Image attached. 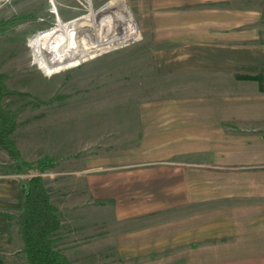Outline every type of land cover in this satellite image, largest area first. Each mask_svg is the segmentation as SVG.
<instances>
[{"label":"crops","instance_id":"0c3cea01","mask_svg":"<svg viewBox=\"0 0 264 264\" xmlns=\"http://www.w3.org/2000/svg\"><path fill=\"white\" fill-rule=\"evenodd\" d=\"M124 1L150 39L160 85L175 78L189 90L145 95L124 167L85 180L115 199L113 260L264 264V11L258 0ZM7 164L0 205L11 206L18 181ZM19 236L0 215V264L19 262L20 248L8 250Z\"/></svg>","mask_w":264,"mask_h":264},{"label":"rangeland","instance_id":"374dc122","mask_svg":"<svg viewBox=\"0 0 264 264\" xmlns=\"http://www.w3.org/2000/svg\"><path fill=\"white\" fill-rule=\"evenodd\" d=\"M60 1L67 11L62 15L57 0H0V73L8 90L0 97V105L15 113L9 136L18 151V156L13 157L0 144V162L8 163L1 168L15 172L18 181L16 205H0V215L8 228L17 226L20 232V184L37 176L56 208L59 227L66 229L69 225V237L64 241L57 231L59 227L50 234L54 247L72 264H121L116 257L113 260L112 252L118 225L115 199L102 193L96 195L85 180L124 167L119 164L128 157L121 156V151H127L129 145L136 144L135 139L142 137L136 131L135 110L144 104L145 95L164 92L173 96L189 89L175 78L162 80L160 85L161 73L153 65L150 39L139 29L124 0L127 12L115 9L108 3L110 0ZM258 2L264 11V0ZM92 11L95 22L83 26L81 33H92V24L100 33H112L118 20L128 13L139 35L74 65L44 73L30 38L55 27L57 17L76 25L90 17ZM116 34L122 36L124 32ZM85 45L82 40L81 48ZM100 160L103 165L98 167ZM169 160L160 161L170 164ZM17 241L20 246H14ZM58 242L64 249L58 247ZM16 247L20 248L19 262L9 264H30L22 251L21 233L8 250ZM96 254L105 260H91Z\"/></svg>","mask_w":264,"mask_h":264},{"label":"trees","instance_id":"16d2710c","mask_svg":"<svg viewBox=\"0 0 264 264\" xmlns=\"http://www.w3.org/2000/svg\"><path fill=\"white\" fill-rule=\"evenodd\" d=\"M8 90L0 73V97ZM15 113L0 105V144L11 156L18 151L9 136ZM18 226L23 239L22 251L30 264H72L67 256L53 245L50 234L60 224L55 206L50 202L45 186L37 176L20 184Z\"/></svg>","mask_w":264,"mask_h":264},{"label":"bare ground","instance_id":"6f19581e","mask_svg":"<svg viewBox=\"0 0 264 264\" xmlns=\"http://www.w3.org/2000/svg\"><path fill=\"white\" fill-rule=\"evenodd\" d=\"M108 3L117 10L127 12L122 0H110ZM90 13V17L84 18V21L76 25L73 22L62 21L57 18L55 27L39 32L30 38V45L33 48L32 50H34L36 61L44 73L48 74L74 65L79 61L85 60L86 57L106 51L139 35L138 29L136 30L137 27L131 21V16L128 13H126L123 20H118V27H115L116 21L112 22L113 27H115L112 33H100L95 28L96 24H92V33H81L83 26H87L89 22H95V12L92 11ZM119 30H122L124 35L118 36L116 33ZM82 40L86 41V45L83 48L80 46Z\"/></svg>","mask_w":264,"mask_h":264},{"label":"water","instance_id":"95a60500","mask_svg":"<svg viewBox=\"0 0 264 264\" xmlns=\"http://www.w3.org/2000/svg\"><path fill=\"white\" fill-rule=\"evenodd\" d=\"M79 17H81V16H79ZM77 19V18H76Z\"/></svg>","mask_w":264,"mask_h":264}]
</instances>
